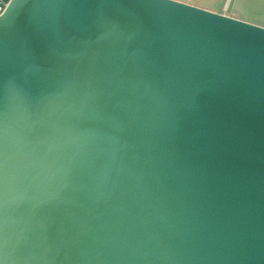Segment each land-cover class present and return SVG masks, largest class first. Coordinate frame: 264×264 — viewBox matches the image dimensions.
<instances>
[{"label":"water","instance_id":"obj_1","mask_svg":"<svg viewBox=\"0 0 264 264\" xmlns=\"http://www.w3.org/2000/svg\"><path fill=\"white\" fill-rule=\"evenodd\" d=\"M0 264H264V0H0Z\"/></svg>","mask_w":264,"mask_h":264}]
</instances>
